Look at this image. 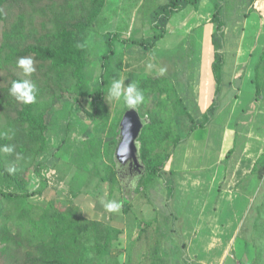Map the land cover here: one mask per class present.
I'll use <instances>...</instances> for the list:
<instances>
[{
  "label": "rangeland",
  "instance_id": "374dc122",
  "mask_svg": "<svg viewBox=\"0 0 264 264\" xmlns=\"http://www.w3.org/2000/svg\"><path fill=\"white\" fill-rule=\"evenodd\" d=\"M169 1L108 0L94 25L85 24L84 41L79 38L72 41L67 64L50 75L52 82L43 77L47 68L36 62V71L31 76H24L19 68H11L19 77L31 80L40 90L43 107L49 106V144L37 160L46 164L43 175L48 187L37 194L39 178L32 172L28 177L27 172L24 176L30 180L29 190L35 193L27 203L39 213L50 206L62 211L79 208L86 220L95 224L94 229L98 227L93 242L105 241L106 232L114 229L113 238L119 243L113 251V264H264V95L247 113L243 112L248 107H230L231 98L222 99L229 88V68L225 74L222 69L221 90L216 94L217 84L211 70L215 47L210 37L203 35L204 28L194 27L191 7L173 16L170 22L161 21L162 7ZM215 1H203V5H209V9L202 8L198 13L205 17L199 16L203 24L210 18L209 13L213 18ZM227 3L231 7L227 13L232 18L249 11L246 17L250 22L245 21L249 25L245 24L247 35L262 36L255 49H250L256 52L255 59L248 58L247 65L242 66L251 72L264 52V0L262 4L258 1L252 4L251 0H227ZM250 5L251 9L245 11ZM41 21L37 14L26 22L27 31L40 28ZM188 29L192 32H187ZM236 29L233 26L231 31ZM3 31L4 23L0 22V44ZM161 31L165 32V38L154 39ZM112 35H116V41L108 44ZM129 39L131 43H123ZM249 40L251 37L247 38L246 47L252 44ZM111 48L113 54L109 55ZM201 48H205L204 52ZM238 49L237 44L229 46L232 54L239 53ZM107 54L108 86L103 88L100 84ZM71 65L84 66L85 81L80 88L68 69ZM161 68L166 69L163 75ZM7 75L0 70V85L5 84L2 79L8 78ZM159 76H164L168 88L183 99L190 115V119L179 116L175 101L169 103L165 115L176 126V133L185 137L190 121L204 120L213 102L216 114L211 116L206 129L196 130L188 142L176 149L163 177L154 185L137 191V184L130 186L123 182V189L112 190L102 177L106 176L104 167L111 165V155L115 156L119 119L127 106L115 101L110 104L106 100L108 88L113 77L139 86ZM238 78L232 82L234 86ZM248 79L255 85H263L264 61L252 79ZM247 86L242 85L240 90H246ZM100 87L104 106L92 119L98 101L94 93ZM155 106L156 99L145 100L138 106L141 117ZM230 150L233 153L227 158ZM182 167L185 170H180ZM125 179L128 183L129 177ZM169 184L174 185V198L169 196ZM0 186L6 191H16L1 178ZM102 200L129 202L131 207L110 213L104 209ZM15 218L10 219L11 224ZM49 228L43 223L38 238L24 242V247L34 249L32 246L49 235ZM23 251L26 250L5 254L0 244V264H21Z\"/></svg>",
  "mask_w": 264,
  "mask_h": 264
},
{
  "label": "trees",
  "instance_id": "16d2710c",
  "mask_svg": "<svg viewBox=\"0 0 264 264\" xmlns=\"http://www.w3.org/2000/svg\"><path fill=\"white\" fill-rule=\"evenodd\" d=\"M200 1L170 0L162 7L160 19L170 20L175 13L181 11L182 3L198 7ZM257 1L263 3V0H251L252 4ZM104 5L105 0H0V22L4 23L3 40L0 44V70L8 73V78L2 79L5 80V84L0 85V149L4 146H11L14 149L10 153L0 151V178L16 188V191H6L0 186V244L5 254L20 253L24 248L25 257L21 264H113L111 260H115L112 252L118 242L112 235L114 229L106 232L105 241L93 242L98 227L94 229L95 224L86 220L79 208L62 211L50 206L39 213L37 209H32L28 205V198L35 193L29 190L30 180L24 176L27 172L28 177L32 172L39 178L40 188L36 191L37 194H41L48 187V181L43 175L47 168L46 164L38 163L37 160L49 144L47 121L49 106L43 107L41 104L39 89L35 103L27 105L18 102L9 93L11 82L23 79L11 71L12 67L18 68L16 62L20 57L31 56L40 67L47 68V73H44L43 77L52 82L51 76L55 71L67 64L72 41L77 38L84 41L85 24L93 26L102 14ZM214 6L213 19L217 23V35L213 40L215 55L212 71L218 94L224 65L223 44L219 42L221 38L219 36L224 33L225 23L221 19L222 0H216ZM37 14L42 19L40 28L34 27L27 31L26 22L33 20ZM157 26L160 27L161 24L158 23ZM163 36L165 32L161 31L154 39L159 40ZM115 41L116 35L109 36L108 44H114ZM131 42L129 39L123 43ZM110 54H113L112 48ZM109 55L105 56L103 62L105 70L100 84L103 88L108 86L106 65ZM83 65L68 67L77 79L79 88L85 81ZM167 83L164 76H159L147 79L138 86L143 91L146 101L156 99V106L142 117L149 120L139 138L140 158L146 166V172L136 186L137 191H141L143 186L148 189L162 178L167 163L176 149L188 142L193 132L206 129L211 116L216 114L217 106L213 102L205 114V119L201 122L192 119L190 126L187 127L186 136L182 137L176 133V126L169 115H165L168 114L169 103L175 101L179 116L189 118L190 115L182 98L178 94L174 95V91L168 88ZM256 93L257 99L264 95V86L257 83ZM94 96L98 101L94 107L95 114H91L92 119L104 106L101 87ZM54 98L57 99L56 96ZM127 110L128 108L122 113L119 123ZM232 153L233 150H230L227 158H230ZM110 162V166L104 167L106 176H103L102 180L108 182L112 190L123 189L114 153L110 157ZM31 166L33 169L30 170ZM11 169L14 171H10ZM172 174L175 172L172 171ZM168 191L170 198H174V185L169 184ZM121 203L125 211L131 207L129 202ZM14 216L15 221L11 224L10 219ZM43 223L50 227L49 235L36 245L33 243L34 249L30 246L27 250L24 242H34Z\"/></svg>",
  "mask_w": 264,
  "mask_h": 264
},
{
  "label": "crops",
  "instance_id": "0c3cea01",
  "mask_svg": "<svg viewBox=\"0 0 264 264\" xmlns=\"http://www.w3.org/2000/svg\"><path fill=\"white\" fill-rule=\"evenodd\" d=\"M107 1L108 0H105V3ZM203 1L204 0L200 1V5L198 7L194 6V5H191V4L182 3L183 6H182L181 11L175 13V15L180 13V12H182V11H184L187 7L188 8L191 7L193 9V18L195 20V22L193 23L194 27L204 28L205 30L203 31V35H204V33H206L205 35L207 37H210V42L212 44L213 40L215 39V36L217 35V25L215 24V21L211 17L210 13H209V15L207 14L210 18L207 20L206 24H203V21L199 20V16L202 19H205V17L201 16V14L198 15V13L201 12L202 8L203 9L204 8H208L209 9V5L208 4L203 5ZM232 1L235 2L237 0H232ZM234 7H232V10H234ZM214 8H215V6H213V9H212L213 11H214ZM250 9H251V5H250L249 9L245 10V8H244L245 11H248ZM229 10H231V7L228 6L227 0H222L221 19L225 23V29H224V33L219 36V37H221V38H219V40H221L223 43H226V46H223V56H224L223 68H224V71L223 70L222 71L225 74L226 71L229 68V70L231 72V73H229L230 75H229V80H228V84H227L229 88L223 93L222 99H230L231 98L230 101H232V103L230 104V107L232 106L233 108L234 107H237V108L238 107H244V108L248 107L247 111L243 112V113H247L249 111L250 106L254 108L255 106H257L258 103H260V98L257 99V95H256L257 94L256 93V85L254 84V81L249 80L248 77H250V79H252V75L255 72L256 73L258 72L261 62L264 61V52L260 55L258 62H255L254 68H253V70L251 72H250V69H247L245 67L242 68V66L243 65L244 66L247 65L246 62H247L248 58H250L251 60L255 59L253 56H255L256 52L253 51V50H252L253 51L252 52L250 49L252 47L255 49L256 42H258V40L260 41L262 36L258 35V37L260 38L259 39L256 34L255 35L254 34L247 35L246 27L249 26L248 23L250 22V20H249L250 18L246 17V13H248L249 11L243 13L241 17H237L235 15L236 18H234V17L232 18L227 13V12H229ZM171 19L170 20L161 19V21H164L166 23V22H170ZM235 20H236V22H235ZM245 21L246 22L248 21V23L246 24ZM233 26H236V28H238V29H236L235 31H231ZM187 32L191 33L192 30L188 29ZM248 37H251V40H249V42H252V44H250L248 47H246V45H247L246 42H248L247 41ZM162 38H165V36H163ZM161 39H159V40H161ZM231 43H232V45L233 44H237V47L239 48L238 49L239 53L237 51V54H235V53L232 54V52L229 50V46L231 45ZM212 48H213V46H212ZM213 49H211V50L213 51ZM204 50H205V48L202 49V52H204ZM212 58H214V51H213ZM212 63H213V61H212ZM248 68H250V67H248ZM211 70H212V64H211ZM212 73H213V71H212ZM227 73H228V71H227ZM242 74L245 75V76L243 77ZM237 76H239L237 84H236L238 86H236V85L234 86L232 84V82H234L236 80ZM244 84H248L247 89L245 90V88H244V90L241 91L240 87L242 85H244ZM262 84L264 85V82ZM238 87H239V89H238ZM198 88H199V86L196 85L195 91H197ZM237 89H238L237 92H231V91H235ZM216 91H217V87L215 89V93H216ZM231 93L232 94L234 93L232 95V97H230ZM218 94H219V92H218ZM195 100H197V98H195ZM243 110H245V109H243ZM236 138H237V136L234 137V140H233L234 144L236 142ZM180 163L181 162L179 161L178 165H181ZM181 169L185 170L183 167L180 168V170ZM117 242L119 243V240ZM117 248L118 247L116 246L113 249V251L115 249H117ZM158 249L159 248H156V253H158L157 252ZM112 254H113V252H112ZM157 260H158L157 261V263H158L159 262V255H158V259Z\"/></svg>",
  "mask_w": 264,
  "mask_h": 264
},
{
  "label": "clouds",
  "instance_id": "9594fccd",
  "mask_svg": "<svg viewBox=\"0 0 264 264\" xmlns=\"http://www.w3.org/2000/svg\"><path fill=\"white\" fill-rule=\"evenodd\" d=\"M16 66L22 70L24 76H31L36 71L35 61L31 56L20 57L16 62ZM149 68L152 67L150 64ZM166 69L161 68L160 74L163 75ZM37 87L29 79H17L11 82L9 93L18 102L22 104H32L36 101ZM106 100L111 102H122L128 109L138 110V106L145 102L143 91L133 82L125 83L120 78L113 77L110 87L106 94ZM14 149L11 146H4L0 151L12 152ZM10 171H14L11 169ZM104 209L110 213L119 212L122 204L116 200L101 201Z\"/></svg>",
  "mask_w": 264,
  "mask_h": 264
},
{
  "label": "water",
  "instance_id": "95a60500",
  "mask_svg": "<svg viewBox=\"0 0 264 264\" xmlns=\"http://www.w3.org/2000/svg\"><path fill=\"white\" fill-rule=\"evenodd\" d=\"M149 123L147 118H142L136 109H128L119 125V138L115 151L114 160L117 165L125 167L129 165L138 170L139 179L145 174L146 166L140 158L139 138L146 124ZM118 173L119 170L117 169Z\"/></svg>",
  "mask_w": 264,
  "mask_h": 264
},
{
  "label": "flooded vegetation",
  "instance_id": "af4514ba",
  "mask_svg": "<svg viewBox=\"0 0 264 264\" xmlns=\"http://www.w3.org/2000/svg\"><path fill=\"white\" fill-rule=\"evenodd\" d=\"M116 168H117V165H116ZM117 169L119 170L118 177L122 183L124 182L127 185L130 184V186L134 185V184H138L140 179L137 176V174H138L137 169H135L134 167H130L129 165H127L125 167L119 166ZM126 176L129 177L128 183L126 182V179L123 180L124 178H126Z\"/></svg>",
  "mask_w": 264,
  "mask_h": 264
},
{
  "label": "built area",
  "instance_id": "2783aa9c",
  "mask_svg": "<svg viewBox=\"0 0 264 264\" xmlns=\"http://www.w3.org/2000/svg\"><path fill=\"white\" fill-rule=\"evenodd\" d=\"M257 5V4H256Z\"/></svg>",
  "mask_w": 264,
  "mask_h": 264
}]
</instances>
